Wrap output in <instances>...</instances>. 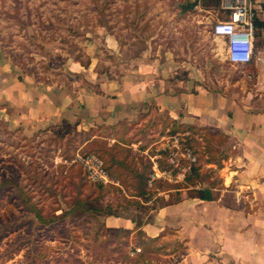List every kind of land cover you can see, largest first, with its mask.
Segmentation results:
<instances>
[{
  "label": "crops",
  "instance_id": "obj_1",
  "mask_svg": "<svg viewBox=\"0 0 264 264\" xmlns=\"http://www.w3.org/2000/svg\"><path fill=\"white\" fill-rule=\"evenodd\" d=\"M194 2L193 9L181 17L186 21L180 50L176 46L180 44L172 41L166 55L155 50L126 54L110 69L97 67L99 59L86 54L85 60L70 61V78L63 84L18 74L0 51V124L27 136L62 122L78 133L94 130L96 134L112 126L128 133L131 121L150 109L170 123L221 134L228 155L216 169L221 184L211 189L210 200L189 197L184 189L177 202L150 209L143 217L109 215L102 223L106 231L128 232L124 254L131 257L129 249L139 248L133 255L144 259L140 264H156L146 260L154 255L166 258V264H264V0L254 5L250 60L231 65L247 74L239 73L230 89L211 81L217 72L210 68L224 59V39L211 36L210 27L204 30L203 17H196L195 10L211 6L202 5L203 0ZM186 3L191 1H178L177 6ZM128 7L129 13L139 10ZM152 39L143 42L150 45ZM129 42L127 50L139 43ZM196 47L211 56L202 57ZM153 158L151 166L157 165ZM132 234L139 243H132Z\"/></svg>",
  "mask_w": 264,
  "mask_h": 264
},
{
  "label": "rangeland",
  "instance_id": "obj_2",
  "mask_svg": "<svg viewBox=\"0 0 264 264\" xmlns=\"http://www.w3.org/2000/svg\"><path fill=\"white\" fill-rule=\"evenodd\" d=\"M178 1L183 2L0 0V51L10 58L18 74H34L41 80L63 84L70 78V61L76 57L81 61L85 60L86 54L99 59V62L96 61L97 67L110 69V66L117 65L126 54H152L155 50L159 55H166L172 41L180 44L176 45L180 50L183 43L182 23L186 21L181 17L193 8L181 10L177 6ZM209 1L211 0H203L202 5L211 7L201 12L195 10L196 17H203L206 22L204 30L207 32L215 19L224 20L228 14V11L220 9L219 0H214L215 4H209ZM132 5L139 10L127 12L128 6ZM150 37H153L149 41L150 45L144 44L143 40L148 41ZM136 39L139 43L135 49L127 50L129 41ZM195 51L200 52L202 57L211 56L200 47H196ZM214 69L217 73L211 81L214 83L215 79L219 87L228 89L231 81H238L237 75L242 72L238 66H231L224 59L219 65L210 68L213 72ZM206 80L209 81V78ZM83 83L88 84L85 80ZM113 127L98 129L96 134L105 136L103 140L107 147L116 144L113 155L124 159L136 170H140L150 159L154 160L153 155L155 160L164 162L172 136L178 138L181 149L189 148L195 157L194 163L200 165L201 170L208 168L205 163L207 154L204 152V140L194 134L190 136L194 139L193 142L186 141V137L190 135L187 132L169 135L168 131L172 126L161 113L149 109L140 118L131 121L129 134L123 128L114 131ZM93 132L95 131L91 133ZM126 135L127 138L124 137ZM82 138L83 135H78V132L72 131L63 122L37 130L28 136L7 130L0 124V181L10 179L18 182L29 197L28 201H24L26 196L22 192H14L10 186L0 187V264L144 262L140 257H130L125 255L126 252H120L116 240L104 241V237L114 232L102 228L101 222L106 216L102 210L88 212V215L95 217V221L88 215L78 217L81 211L79 207L70 210L77 199L85 197L89 198L92 205L100 209L103 207V203L98 201L96 184L87 182L81 168L58 161L60 158L57 147L66 149L68 153L72 152L73 146L81 148ZM109 138L115 140L110 143ZM127 139L133 145H128ZM213 139L210 140L211 149L219 151L225 148L224 143L222 148V145H215ZM92 147L91 149H98L97 144ZM128 148L129 152L126 151ZM111 151L105 150L104 157ZM211 179L210 177L203 181ZM172 184L177 183L161 184L152 188L150 194L144 196L145 200L131 196L133 192L129 188L127 190L115 185L119 192L110 190L109 197H123L128 204L123 209L117 207L112 210L116 215L143 217L150 209H142V205L154 209L160 202H169L183 196L184 188L167 189ZM103 187L105 189L107 186ZM94 246L100 248L94 249ZM37 259L39 262L36 263ZM66 260L67 263L64 262ZM76 260L79 262H75ZM146 260L166 264V258L157 255Z\"/></svg>",
  "mask_w": 264,
  "mask_h": 264
},
{
  "label": "trees",
  "instance_id": "obj_3",
  "mask_svg": "<svg viewBox=\"0 0 264 264\" xmlns=\"http://www.w3.org/2000/svg\"><path fill=\"white\" fill-rule=\"evenodd\" d=\"M225 19H227V14L225 16ZM224 19V20H225ZM245 64V63H244ZM171 126L172 128L168 131L169 135H174L175 133H182V132H187L188 134H190L188 137H186V141H194V139H192V135L196 134L199 138H201L202 140H204V148H205V153L207 154V159H205V163L206 164H214L215 168H206V169H202L200 165H198L197 163H193L190 166V170L188 173L185 174L184 178H183V183H177V184H172L170 188L167 189H172L174 188L175 190H180V189H187L186 190V194L189 197L192 198H198L201 200H210L211 199V189H219L220 188V184H221V180L217 175L216 169H218L221 164L220 161L225 159L228 155V149H222L219 151H216L215 149H211L210 147V140L211 138H214V143L215 145H219L221 146L223 144V142L225 141V137H223L221 134L209 130L207 128H198L195 126H191V125H185V124H176L175 122L171 121ZM93 131V130H92ZM92 131L88 132H83V133H78V135H83V138L80 140V145L81 148L77 149V146H73L72 147V152H69L66 149H62L60 147H57L58 150V157L61 160H66L69 161L73 158L75 153L78 154H88V153H92L94 155H96L97 157H101V161L103 164V167L105 169V171L107 172V174L113 178L118 185H120L121 187H123V189H127L129 188V190H132V194L131 196L134 197H138V198H142L145 200V195L146 194H150L149 191L153 188H157L159 187L161 184H166L168 185L169 183L166 182H161L159 180H153L150 184V186L148 187L146 182L149 178V174L151 173V163L148 161L146 162L142 168L140 170H136L134 168L131 167L130 163L124 161V159L118 157V156H114L113 155V149L114 147H116V144L110 145V146H106V142L103 140V138L105 137L104 135H100V134H95L94 132L91 133ZM95 134L96 137L92 138L89 140V136ZM99 135V136H97ZM211 137V138H210ZM99 138V139H97ZM89 140V141H88ZM100 140V141H98ZM103 140V141H101ZM127 144L129 145L131 143V141L129 139L126 140ZM97 144V148L98 149H91L93 148L92 146ZM112 150L110 153H108V155L106 157H104L103 153H105V150ZM125 150V149H124ZM130 151V149H126V151ZM128 151V152H129ZM115 152V151H114ZM96 153V154H95ZM157 166L159 169H165L167 168V165L165 164V162L160 161V160H156ZM76 165V164H74ZM78 166V165H77ZM62 168V167H61ZM61 170V169H60ZM60 172V171H59ZM212 178L209 181H203L205 179L208 178ZM2 186H10L12 187L14 192H22L25 195V191L24 189L21 187V185L18 182H13L10 179H2V181H0V187ZM96 190H97V194H98V201L100 203H103V207L102 209H100L97 206L92 205V202H90L88 199V197H85L83 199H77L74 203V205H72L70 207V210H74V208H80L81 211L79 212V216L78 217H83V215H88V212H98L102 210V213H104L106 216H118L114 213V211L112 209L114 208H120L123 209L125 208L124 206L126 204H128V201L126 199H124L123 197H116L114 196L113 198H110L108 193L109 191H113V192H119V189L117 187H114L115 185H108L105 189L103 186L96 184L95 185ZM188 186H192V188H188ZM128 190V189H127ZM179 195V194H178ZM26 196V195H25ZM180 199V196L177 197L176 199H173L172 201L169 202H160L158 204V207H162L164 205L173 203V202H177ZM29 197L26 196L24 197V201H28ZM95 201V199H94ZM137 206V204H135ZM31 206H33V203H31ZM121 206V207H120ZM142 209H153V208H147L146 206H141ZM90 216V215H88ZM37 218H39L36 215ZM90 218L92 220L95 221V217L93 215L90 216ZM79 220V219H78ZM43 221V220H42ZM41 221V222H42ZM135 225L137 226V223H135ZM101 226L103 229L104 225L101 222ZM136 235L132 234V243L133 244H137L139 242H137L135 240ZM127 238H128V232L124 231L122 229H117L114 234L104 237V241L106 242H112L114 240H116L118 242V250L120 252L124 253V249L125 246L127 245ZM94 249H99L100 246H94ZM69 260V259H68ZM68 260L64 261L65 263L68 262ZM39 262L38 259L36 260V263ZM75 262H79V261H75ZM91 264H98L97 261H93Z\"/></svg>",
  "mask_w": 264,
  "mask_h": 264
},
{
  "label": "built area",
  "instance_id": "obj_4",
  "mask_svg": "<svg viewBox=\"0 0 264 264\" xmlns=\"http://www.w3.org/2000/svg\"><path fill=\"white\" fill-rule=\"evenodd\" d=\"M259 0H219L221 10L228 11L227 19H215L210 25V34L213 37L224 39V60L230 65H241L250 60L252 53V41L254 33V5ZM152 160V159H150ZM64 164H76L84 173L85 179L91 184L101 186L115 185L114 180L105 171L102 161L92 153H75L69 161L58 159ZM195 157L189 148H180L178 138L172 136L168 150L164 156L167 165L165 169H159L152 162L151 173L146 182L149 187L153 180L167 183H179L183 181ZM239 198V193H236ZM140 249L132 247L128 254L133 255Z\"/></svg>",
  "mask_w": 264,
  "mask_h": 264
},
{
  "label": "water",
  "instance_id": "obj_5",
  "mask_svg": "<svg viewBox=\"0 0 264 264\" xmlns=\"http://www.w3.org/2000/svg\"><path fill=\"white\" fill-rule=\"evenodd\" d=\"M195 5H196V3L193 1V2H191V3H186V4H184V5H181V6H180V9H181V10H185V9L190 8V7H193V6H195Z\"/></svg>",
  "mask_w": 264,
  "mask_h": 264
}]
</instances>
